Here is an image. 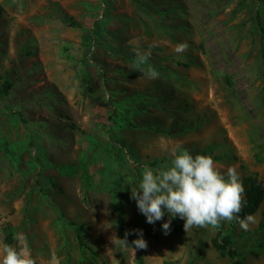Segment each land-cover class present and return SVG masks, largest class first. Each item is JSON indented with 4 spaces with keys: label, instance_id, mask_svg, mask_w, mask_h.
Instances as JSON below:
<instances>
[{
    "label": "rangeland",
    "instance_id": "374dc122",
    "mask_svg": "<svg viewBox=\"0 0 264 264\" xmlns=\"http://www.w3.org/2000/svg\"><path fill=\"white\" fill-rule=\"evenodd\" d=\"M176 144L264 183V0H0V249L12 234L34 264H234L223 228L264 264V201L247 231L146 222L129 182Z\"/></svg>",
    "mask_w": 264,
    "mask_h": 264
},
{
    "label": "clouds",
    "instance_id": "9594fccd",
    "mask_svg": "<svg viewBox=\"0 0 264 264\" xmlns=\"http://www.w3.org/2000/svg\"><path fill=\"white\" fill-rule=\"evenodd\" d=\"M154 46V45H153ZM152 47V46H150ZM186 43L178 44L174 51L179 54L187 49ZM134 68L148 79H157L158 71L147 67L151 55L150 49L142 51L133 45ZM168 162L153 170L145 167L138 181L129 182L130 198L136 203L138 211L149 224L162 221L165 234L170 229L171 220L179 217L184 221L187 232L190 228L218 227L221 222L236 220L245 231L254 222L248 215L241 219L239 213L243 206V186L238 174L232 168L221 172L215 166L211 156L193 155L180 144L164 149ZM167 214L168 219H164ZM136 238L132 245L137 249L146 247L142 230H134ZM127 235L120 239L121 246H128ZM0 264H34L30 256L18 249L3 245L0 249Z\"/></svg>",
    "mask_w": 264,
    "mask_h": 264
},
{
    "label": "trees",
    "instance_id": "16d2710c",
    "mask_svg": "<svg viewBox=\"0 0 264 264\" xmlns=\"http://www.w3.org/2000/svg\"><path fill=\"white\" fill-rule=\"evenodd\" d=\"M11 83H7L6 87L9 89ZM243 185V196H242V208L239 213V217L243 219L244 217L251 215L253 216L260 209L262 202L264 201V183L258 177L257 174L245 175L242 179ZM233 224H238L236 220ZM118 226L121 230L122 236H125L127 230V222L125 213L120 210L118 213ZM259 228H264V220L259 223ZM147 232V230H145ZM79 244L81 247H86L92 249L90 245L85 242L83 235H78ZM13 242V235L9 234L6 237V244L10 245ZM213 246L216 250L220 251L222 256H228L234 264H247L245 260L241 257L239 250L233 245V235L231 232L219 228L216 236L213 238ZM258 247L264 251V239L259 243ZM167 264V263H164Z\"/></svg>",
    "mask_w": 264,
    "mask_h": 264
}]
</instances>
